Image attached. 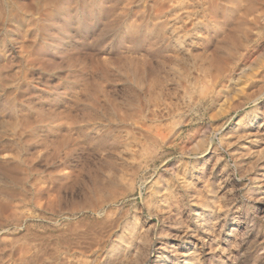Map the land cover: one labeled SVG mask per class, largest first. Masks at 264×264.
<instances>
[{"label":"rangeland","instance_id":"1","mask_svg":"<svg viewBox=\"0 0 264 264\" xmlns=\"http://www.w3.org/2000/svg\"><path fill=\"white\" fill-rule=\"evenodd\" d=\"M262 118L264 0H0V264H264Z\"/></svg>","mask_w":264,"mask_h":264},{"label":"bare ground","instance_id":"2","mask_svg":"<svg viewBox=\"0 0 264 264\" xmlns=\"http://www.w3.org/2000/svg\"><path fill=\"white\" fill-rule=\"evenodd\" d=\"M255 125H256V127H255V134H258V135H261V136H264V119L262 118L261 119V121H256L255 122ZM254 132V131H253ZM257 139V140H256ZM255 140H253L254 142H257V141H259V140H261L260 138H256ZM255 144V143H254ZM180 184H179V186H181L182 188H184V189H188V188H190V187H192L193 186V183H192V181L189 179V178H183L180 182H179ZM263 185V184H262ZM169 190V193L172 195H174V190H173V188H169L168 189ZM264 198V197H263ZM163 205H165L164 207L163 206H161V204L160 205H157L156 206V209H158V212L159 213H161L162 215L163 214H165V213H171V211H172V207L168 204V203H165V202H163ZM206 207H209L210 208V210L212 211V205H207ZM178 213V212H177ZM178 215H180V212L178 213ZM196 215V214H195ZM135 228L133 227V230H132V235L135 233ZM196 241V240H195ZM125 243L126 242V240L124 239V238H120V240H119V244H120V247H122L121 246V243ZM190 244V243H189ZM123 249H124V251H125V249H128L129 248V243H127L126 242V245L125 246H123L122 247ZM171 248H172V252H177V245H175V244H171ZM179 250V249H178ZM28 257H27V264H34L33 263V258H32V255H31V253H30V249H28ZM148 253H149V251H148ZM183 256H187V255H183V254H181L180 255V257H183ZM129 258V257H128ZM153 257L151 256V255H148V257H147V260L146 261H149V260H151ZM156 260H154V264H166V261H167V259H168V257L166 256V255H164L163 253H159L156 257ZM188 257H185L184 258V260H188L187 259ZM127 259V257L126 256H124L123 255V261L124 260H126ZM120 262V261H119ZM118 262V263H119ZM145 262V261H144ZM152 262V261H151ZM186 262H188V261H186ZM184 263V264H187V263Z\"/></svg>","mask_w":264,"mask_h":264}]
</instances>
